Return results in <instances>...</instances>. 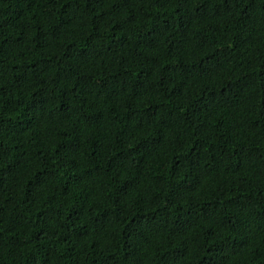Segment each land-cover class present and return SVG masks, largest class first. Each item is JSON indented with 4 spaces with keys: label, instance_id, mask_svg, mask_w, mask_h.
<instances>
[{
    "label": "trees",
    "instance_id": "16d2710c",
    "mask_svg": "<svg viewBox=\"0 0 264 264\" xmlns=\"http://www.w3.org/2000/svg\"><path fill=\"white\" fill-rule=\"evenodd\" d=\"M0 264H264V0H0Z\"/></svg>",
    "mask_w": 264,
    "mask_h": 264
}]
</instances>
